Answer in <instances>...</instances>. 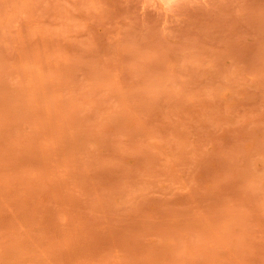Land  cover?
Segmentation results:
<instances>
[{
    "label": "rangeland",
    "instance_id": "obj_1",
    "mask_svg": "<svg viewBox=\"0 0 264 264\" xmlns=\"http://www.w3.org/2000/svg\"><path fill=\"white\" fill-rule=\"evenodd\" d=\"M0 264H264V0H0Z\"/></svg>",
    "mask_w": 264,
    "mask_h": 264
}]
</instances>
